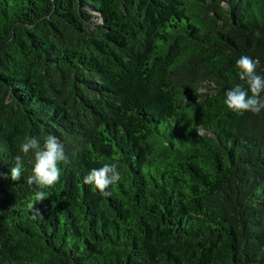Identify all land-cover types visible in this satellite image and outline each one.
<instances>
[{
	"label": "trees",
	"instance_id": "1",
	"mask_svg": "<svg viewBox=\"0 0 264 264\" xmlns=\"http://www.w3.org/2000/svg\"><path fill=\"white\" fill-rule=\"evenodd\" d=\"M242 55L264 75V0H0V264H264V109L224 104ZM48 135L67 160L36 203L34 152L10 169ZM113 162L105 197L84 177Z\"/></svg>",
	"mask_w": 264,
	"mask_h": 264
},
{
	"label": "clouds",
	"instance_id": "2",
	"mask_svg": "<svg viewBox=\"0 0 264 264\" xmlns=\"http://www.w3.org/2000/svg\"><path fill=\"white\" fill-rule=\"evenodd\" d=\"M221 6H224L223 2ZM235 63L239 69V78L247 84V87L244 84H235L227 90L224 104L228 109L240 115L245 112L259 114L264 109V98H262L264 75L257 73L260 60L242 55ZM249 92L251 95H249ZM197 132L201 135L198 129ZM19 151L23 155L18 154L14 157V164L10 169V178L13 181L21 179L24 157L30 152H34L33 174L27 177V183L36 185L40 189L35 192L34 201L36 203L43 202L50 195L45 189L54 188L60 182L62 171L60 165L67 160L65 146L54 135H48L45 138L42 148L35 137H25L19 145ZM113 159L118 161L117 157ZM0 175L4 174L0 173ZM121 180L122 176L118 170V162L104 163L102 167L92 168L88 175L84 177L85 184L93 185L105 197L112 195L108 189ZM30 208L34 210V213L42 215L39 209L34 208V204L30 205Z\"/></svg>",
	"mask_w": 264,
	"mask_h": 264
}]
</instances>
